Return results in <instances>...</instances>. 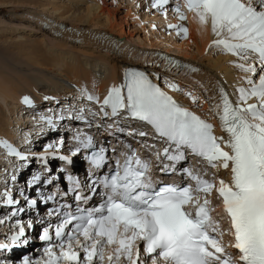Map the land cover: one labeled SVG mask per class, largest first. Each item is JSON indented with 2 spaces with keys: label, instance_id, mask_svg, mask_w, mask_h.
<instances>
[{
  "label": "snow or ice",
  "instance_id": "6c2138e0",
  "mask_svg": "<svg viewBox=\"0 0 264 264\" xmlns=\"http://www.w3.org/2000/svg\"><path fill=\"white\" fill-rule=\"evenodd\" d=\"M167 4L169 0H153L152 7L163 9ZM184 7L201 25L211 23L216 37L212 46L236 56L241 62L235 66L246 74L247 87L237 89V101L233 103L221 88V102L214 106L227 138L217 137L211 123L182 108L141 72L126 73L125 84L113 86L102 107H110L113 115L127 110L133 118L152 125L169 147L175 146L172 151L164 149L165 159L175 164L185 158L183 149H189L211 168L229 171L230 180L219 179L217 186L215 180L186 170L194 188L156 181L149 162L128 155L123 163L116 162L109 175L92 181L93 190L97 184L103 186V203L92 208L77 206L75 213L66 212L60 223L44 228L40 239L49 246L43 257L35 261L25 257L23 264H121L122 260L145 264L142 251L151 264H264V0H184ZM173 11L181 21L187 19L181 5ZM170 27L187 38L183 24ZM82 94L99 102L87 89ZM24 103L31 105L32 101L26 97ZM81 144L94 148L90 137ZM3 146L21 160L27 159L11 145ZM104 153L101 148L87 159L100 169L106 163ZM156 158L160 159L159 152ZM161 171L176 169L164 164ZM69 180L79 186L71 176ZM213 191L222 198L229 217V234L235 242L228 246L237 250L236 255L226 251L221 240L224 232L212 217L214 209L209 208L207 196ZM5 195L9 205L16 203ZM76 199L87 203L88 197ZM24 235L20 225L9 239L16 245ZM7 247L0 244V248Z\"/></svg>",
  "mask_w": 264,
  "mask_h": 264
},
{
  "label": "bare ground",
  "instance_id": "6f19581e",
  "mask_svg": "<svg viewBox=\"0 0 264 264\" xmlns=\"http://www.w3.org/2000/svg\"><path fill=\"white\" fill-rule=\"evenodd\" d=\"M129 2L133 5V8H135V5H141L143 3V1L141 0H138L137 2L134 0H129ZM103 3L104 2L102 0H0L1 10L5 11L9 7L11 8H14L15 6L19 7L16 10H19V12L17 13L21 14L20 15L21 17L20 16L11 17V14H15L16 12L8 13L6 15L4 14V15L6 18L8 17L10 20L21 22L23 24L22 27L24 26L23 29H28V30L30 29L31 32L38 33L43 36H50L49 32H51V35L53 36H55V34H59V35L62 34L64 36L66 35L65 37L67 39L71 38L72 39L71 41H76V42H71L67 40V42L70 45L71 44L75 45V46L73 45L71 46L73 48V51L81 50L82 56L86 58V61L87 60H89V62H91L90 60L95 61L94 63L90 64L93 67L92 69L102 68L104 70H107L109 67L110 69L112 68L111 69L112 73L108 78L102 77V76H96L95 71L93 72V70H91L90 72H88L87 68H83L82 65H78L79 67H73L72 69L62 71L60 73L61 74L60 77H62L60 81H62V83H59V78H58V79H55L56 82H52L51 84L52 89H54V92L57 94L58 97L61 96L62 94H68L70 96H73L72 94L73 91L71 87L63 84L65 83V81L63 80L65 79L66 82L68 81L70 82V84L73 82V80H76L79 82V84H74V87L78 88L81 94H82V89H87L88 93H90L94 97L99 98L98 103H100L107 95V92H109L113 86L120 87L119 85L123 83L125 70L128 68H132V65L135 64L133 61L129 60L130 58L129 59L127 58L128 51L126 52L122 50L123 48L125 49L126 47L125 43H129V42L133 43L131 38L124 32L123 26L120 27L115 24L116 21H112L113 20L112 15L110 13L107 14V9L104 7ZM81 4H84V5L81 7ZM154 12H157L156 9L153 10V13ZM4 15H2L0 12V18ZM186 16H187V19H189L188 23L190 26L188 28L189 36H190L189 39L186 40L181 45L178 42L174 41L175 39L174 35L172 36V38H169L168 40H166L167 38L164 39L165 40L164 41L165 44H163L164 46L167 47V45L171 44V48L167 49L166 51H174V52L176 51L177 54L180 55L181 59L178 58L179 60L172 57L173 59L172 61L174 62L173 65H175V63H178V64L183 63V64L190 66L191 68L197 69L196 74L201 76L199 82H202V85L203 83L204 85H206L208 82L207 87L209 88L208 91L211 93V97H213V92L215 90H216L217 96H219L220 89L225 88V89H228L232 93L233 100L236 102L238 99V95H239L237 92V89L239 87H247V84L245 82L246 74L245 73L241 74V72L239 71L240 69L235 66L237 63H239L238 61L239 59L234 58L232 56H227V55L224 56L223 54H220L221 52L215 49H214L215 51L211 53L210 48L213 47L212 46L213 42L216 39V37L214 36L211 30V23L209 22L207 26H203L198 22L194 13H189ZM144 19L149 20V17L144 15ZM162 20H158V17L156 18L154 17L152 21L160 23V21ZM178 20L181 21L179 17H178ZM165 21H168V17H166ZM170 21L172 23L174 22V24L177 23L176 22L177 20L174 19V17L170 18ZM67 29L71 30L69 31L70 32L69 35L65 34V32H67ZM82 34H84V36L79 38V36ZM89 34L92 35L91 39L89 37ZM76 35L78 36L77 39L75 38ZM18 36H20L19 40H22L23 42V41H26V38L29 35L27 32H23V34H19ZM31 36H34V35H31ZM86 38L89 39V41L91 40L92 42H88ZM170 39L173 42L169 41ZM65 42L66 41H62L58 43L57 48L65 49V47L63 46L66 44ZM84 43H86V45L82 47L76 46L77 44L83 45ZM159 43L161 44V42ZM141 45L146 46L145 44H141ZM161 46L159 44H156L153 46L155 48L152 47V49L159 50L162 48ZM40 48L36 50L35 49L30 50L29 53H26L27 55L25 56H28V55L35 56L36 64H41L40 66L41 68H45L46 70L50 72H51L50 68L61 67V66L65 67L67 63L66 57H65L66 51H62L64 52V54L59 52L60 54H57V56L55 57H47L45 56L47 51L44 49H40ZM69 51L71 52L72 50H69ZM83 51H88L87 53H89V55ZM92 51H95V54ZM153 52L154 51H150V52L141 51L139 53H136L135 58L139 61H140V58L147 59L149 55L154 54ZM70 56L71 57H68V60H70L71 62H74L75 60L73 59V55H70ZM159 56L163 57L164 55L159 53ZM94 57L96 58L94 59ZM163 61L166 63H173L171 61L169 62L167 59H163ZM154 63L161 64L162 62L161 60L155 59ZM86 64H88V62H86ZM152 65L154 64L152 63ZM149 66L151 67V69L157 70V72H159L158 74H154L158 78H160V76L161 77L163 76L162 74H160L162 72L161 68H156L151 65ZM209 83L211 86H209ZM29 89L32 91L33 88L29 87ZM45 92L46 91H43L42 93L38 92V93H35V95H33V93L31 94V93L25 92L24 89L22 91L21 87L13 88V86H8L7 82L4 79L3 85L2 87H0V101H1L0 103V136L2 135V137L4 136V137H9V138L17 137L22 141H27L28 139L25 137L28 133L32 134L31 131L33 128H35V124L33 123V120H31V117L33 115H30L33 109L28 110V111L24 109L25 108L24 99L27 97L32 101V98L37 100L41 96L43 97L46 96V94L50 95V93H45ZM54 92H52L51 94H55ZM86 101H90V100L87 99ZM250 102L255 103V100H252ZM61 104L63 103L61 102ZM85 104H86L85 108L90 107L87 102L84 103V105ZM10 106L12 108H10ZM190 106H192V104H190ZM35 107L36 106H34L33 108ZM71 108L73 109V107ZM78 108L79 107L77 106L74 109H78ZM194 108L198 110L201 114H203V116L211 119L212 122H215V120L212 118V115H209L204 111L206 110L205 109L206 107L203 110L198 109L196 107ZM15 113H18V116L16 115L17 117H14ZM93 113L94 115L92 116V113L90 114V112L85 110L84 115H86V118L91 122L92 125L93 124L104 125L106 121L100 117L101 115L99 113L96 114V112H93ZM26 114H29L30 118ZM81 115H82V112H80V114L78 115L73 116L74 125L77 122V119L75 118ZM12 119H14L12 122H15V124L11 122ZM122 119L123 118L121 117V118L115 119V121H110L109 129L108 127H105L108 129V132L104 133L101 137L97 134L93 136V138L95 139L98 145L95 142L94 144L98 149L103 148L104 150H107L111 148L112 146L109 144H106L107 143L106 141H110L111 144L117 143V141L114 139V136L116 134L115 130H117L118 127H120L122 124H125L127 126V122H123ZM131 124H134V123L131 122ZM77 127H80V125H78ZM64 128L65 126H61L56 133H53L51 130H48V129L45 130V132L51 135H58L56 137H53V139L56 142L57 140H59L60 142H57V143H61L60 134L61 132L64 131ZM128 128L130 129L129 131L134 130L133 128H130V127ZM74 129L75 128H73L71 132L67 133L64 140L66 139L67 141H69V139L75 137L74 134L76 133L75 131L73 132ZM79 129L80 128H77V130ZM23 130H27V131L24 132ZM80 131L79 133L82 134ZM99 131L103 132V128H101ZM130 134L133 136L134 139H137L136 135H133L132 133ZM106 136L107 138H105ZM79 139H81L80 135H79ZM103 139L105 140L104 143H103ZM51 142L53 141L49 139L48 143L47 142L42 143L43 147H48V148L42 149L44 150V153H46L47 151H50L52 153H57V154L60 153L64 157H67L68 158L67 160L69 161L58 162L57 165L53 167L51 164H49L48 167L42 168L41 170L44 171L47 168H51V171H52L51 176H53L54 174L59 176L60 174L63 178H64V175L61 171L62 169L66 170L67 173L75 177L80 178L81 176H83L82 186H84V184L87 183L86 178L88 176V171L86 167L85 169L84 168L82 170L80 169L79 162H77L76 159L81 161V158L77 157L76 155H73V152H75V144L70 143V145L65 147L67 149H71V151H67V153H61L59 152V150L56 151V148H54V150L52 151L50 150L49 146L52 144ZM152 142L157 143V141H152ZM132 144L135 146L136 143L134 142ZM45 149H48V150L46 151ZM42 150H38L37 152L42 151ZM30 152L31 151H29V153ZM0 154H1L0 168L3 167V173L1 172V169H0V179H2L3 181L9 180V174L14 172L13 171L14 168L12 167V164H10V160L7 159L6 156L1 151H0ZM28 159H29L28 162L27 161L26 162L29 164H32V166L33 164L35 165V163L38 161L37 158H33V157H30ZM19 165L22 166L24 165V163H21ZM4 171H6L7 173ZM80 172H81V175H80ZM47 177L48 176H45V178ZM58 186L61 189H64V181L60 182ZM40 191L42 192L43 195H45L46 190L44 188H40ZM47 191L52 194L55 193V190L53 187L51 188L49 187ZM63 192L65 191L63 190ZM1 218H3V216H1ZM40 230H39V233H40ZM10 234H13V233L11 232ZM0 236H2V231H0ZM35 244H40L38 238H37V243ZM121 264H125V263L121 262Z\"/></svg>",
  "mask_w": 264,
  "mask_h": 264
},
{
  "label": "rangeland",
  "instance_id": "374dc122",
  "mask_svg": "<svg viewBox=\"0 0 264 264\" xmlns=\"http://www.w3.org/2000/svg\"><path fill=\"white\" fill-rule=\"evenodd\" d=\"M102 1L104 2L103 3L104 7L107 9V14L110 13L112 15V18H113L112 21H116L115 24L120 26V27L123 26L124 32L131 38V40L133 42V43H130V42L125 43L126 47H125V49L124 48L122 49L126 52L128 51L127 52V58L128 59L130 58L129 59L130 61H133L135 63V61H137V59H135V55H136V53H139L141 51H147V52L154 51L153 53L158 52L160 54H167L168 56H171V58L172 57L176 58V59L180 58V55H178L176 51H175L176 53L174 51H166L167 49L171 48V44L167 45V47L163 45V44H165L164 39L167 38L166 40H168L169 38H172L173 35L175 36L174 41L178 42L180 45L183 44L190 37L189 36V29H188L190 27L189 23H188L189 19H186L184 21L178 20V16L173 11L174 8H172L175 4L173 1H171L170 4H167L163 9H159V10L157 8H153L152 5L148 4L146 0H141V1H143V3L141 5H135L136 9L133 8V5L129 2V0H125V1L124 0H102ZM134 1L137 2L138 0H134ZM83 5L84 4H81V7ZM17 8H19V7H17V6H15L14 8L9 7L5 11L0 9V12L2 15H4V14L6 15L8 13L16 12L15 14H11V17L12 16H14V17L20 16L21 14L17 13V12H19V10H16ZM155 9L157 12L153 13V10H155ZM165 12L166 13L168 12L167 15H165ZM189 13H191V12H188V13L185 12L186 15ZM5 15L0 18V87H2L4 79H5V81L7 82V85L13 86V88L21 87L22 91L24 89L25 92H28L31 94L33 93V95H35V93H38V92L42 93L43 91H46L45 93H50V95L46 94V96H52V98H56L58 101H61L63 104H68L70 102L69 103V106H70L69 110H72L71 107L75 108L78 106L79 108L77 110L80 111V110H82V108L86 107V104L84 105V103H86V102L90 106V107H88L89 109L93 108L92 105L94 103L97 104L98 102L96 100L86 101L87 100L86 96H83L80 93V90L78 88L74 87V84H79L78 81L73 80V82L70 84V82H68V81L66 82L65 79L63 80V81H65V83H63V84L71 87V89L73 91L72 92L73 96H70L68 94H62L61 96L58 97L57 94L54 92V89H52L51 84H52V82H56L55 79H58V78H59V83H62V81H60V79L62 78V77H60L61 76L60 73L62 71H65V70L72 69L73 67H79L78 65H82L83 68H87L88 72H90L91 70H93V72L95 71L96 74L95 73L94 74L96 76H102V77H106V78H108L111 75V73H112L111 69L112 68L110 69V67H109L107 70H104L102 68L101 69H92L93 67L90 64L94 63L95 61L94 60H90L91 62H89V60L86 61V58H84L82 56L81 50L73 51V48L71 47L73 44L70 45L67 42V40H69V41L72 40L70 37H68L70 39H67L65 37L66 35L64 36L62 34H60V35L55 34V36H53V35H51V32H49L50 36H43L41 34L31 32L30 29L29 30L23 29L24 26L22 27L23 24L21 22L10 20L8 17L6 18ZM144 15L148 16L150 21L144 19ZM154 17L155 18L158 17V20H162V19L163 20L160 21V23L159 22H153L152 20ZM166 17H168V21H170V18L174 17V19L177 20L176 21L177 23L174 24V22L172 23L171 21L170 22L165 21ZM172 24L173 25L183 24V26L188 29L187 38H185L183 33L178 34V30L176 28L170 27V25H172ZM69 31H71V30L67 29V32H65V34L69 35L70 34ZM23 32H27L29 35L26 38V41H23L25 43H23L22 40H19L20 36H18L19 34H23ZM31 35H34V36H31ZM83 36H84V34L80 35L79 38H81ZM77 37L78 36L76 35L75 38L77 39ZM89 37L91 39L92 35L89 34ZM62 41H66L65 42L66 44L64 43L65 45H63L65 47V49L57 48L58 43H60ZM87 41L92 42L91 40L89 41V39H87ZM169 41H171V39ZM71 42H76V41H71ZM159 42H161V44ZM171 42H173V41H171ZM93 43H95V42H93ZM141 44H145L146 46H143ZM156 44H159L160 46L162 45L161 46L162 48L159 50L158 49L153 50L152 47ZM84 45H86V43H84L83 45L77 44L76 46L82 47ZM130 45L132 48L130 47ZM73 46H75V45H73ZM39 48L47 51L45 54V56H47V57H55V56H57V54H60L59 52L64 54V52H62V51H66L65 57H66L67 63L65 65V67L61 66V67L50 68L51 69V72H50V71L46 70L45 68H41L40 67L41 64H36V57L35 56H30V55L25 56V55H27L26 53H29L30 50H33V49L36 50ZM153 48H155V47H153ZM47 49H49V50H47ZM214 49L221 52L220 54H223L224 56L227 55V56L234 57L233 55L225 53L222 50L217 49L216 47H214V48L211 47L210 52L213 53L215 51ZM69 50H72V51L70 52ZM83 52H85L86 54L89 55V53H87L88 51H83ZM89 52H91V51H89ZM92 52L95 54V51H92ZM72 53H74V54H72ZM70 55H73V59L75 60L74 62H71L70 60H68V57H71ZM132 56H133V58H132ZM95 58L96 57H94V59ZM234 58H236V57H234ZM238 61H239V63L241 62L240 60H238ZM86 62H88V64H86ZM239 71L241 72V74L244 73L241 70H239ZM181 73H183V74H181ZM184 73H185V70H183V71L181 70L180 74L178 72L176 76L172 77L173 81L177 82V80H174L175 78H177L181 82V84L183 86L187 87V89L190 91L189 93L195 99L196 105H200L201 107H203V103H202L203 96H205L206 93L211 94L209 91L205 92V89L208 88L207 87L208 82L206 85H204V84L202 85V82H199L201 76L196 74L195 71L191 70V71L186 72L185 74ZM162 75H163L162 78H167V76H169V75L166 76L164 74H162ZM254 78H256V77H254ZM28 86L33 88L32 91L29 89ZM203 86H206V88H204ZM198 89H201L200 92H198ZM52 92H54L56 94V96H55V94H51ZM46 96H44V97H46ZM44 97L41 96L37 100L32 98V102L36 106L35 108H32L33 110L28 109L26 107L24 108V109H26V111L32 110L33 113L32 112L30 113V115H33L31 117V120L35 116L34 111L38 107V104L41 101H45ZM210 98H212V97H210ZM66 102H68V103H66ZM0 103H1V101H0ZM43 107L46 108V110L49 113L55 112V109L53 108V106L48 107L47 104H44ZM205 107L206 106H204L203 109ZM10 108H12V107L10 106ZM63 108L65 109L66 107H63ZM196 108H198V107H196ZM57 111H60V109H57ZM78 114H80V113H77L75 115H78ZM90 114H91V112H90ZM16 115L18 116V113H15L14 117H17ZM26 115L30 118L29 114H26ZM93 115H94V113L92 112V116ZM14 119H12L11 122ZM12 123L15 124V122H12ZM75 125L78 126L80 124L76 122ZM71 127H72V129L75 128L71 125L69 127H66V130H68V129L71 130ZM77 128H79V127H77ZM34 130H36V129H34ZM64 130H65V128H64ZM75 130H77V129L75 128L73 130V132ZM80 130L81 129L77 130L78 133ZM77 131H75L76 134H78ZM80 132L83 133L82 130ZM31 133L32 134H29L30 145L27 147V149L29 151H31L30 154L36 153L38 150L48 148V147H43L42 143H45V142L48 143L49 139H51V141H53L52 144L49 146L51 151L54 150V148H56L58 146L57 142H60L59 140H57V142H56L53 139V137H56L58 135L47 134L45 131H42L41 134L40 133L37 134L33 130L31 131ZM3 138H5V140L8 142L10 141L9 139H12V140L13 139H19L17 137L16 138H14V137L9 138V137H4V136H3ZM105 138H107V136ZM64 141H65L64 142V148H65L67 146L68 141L66 139ZM106 142H107L106 144L110 143V141H106ZM18 145L20 146V144H18ZM67 151H71V149L65 148V150L63 149L61 152L67 153ZM39 152H41V151H39ZM48 152H50V151H47L46 153H48ZM0 156H1V154H0ZM28 160L29 159H27V162H28ZM76 161L79 162L78 159H76ZM10 162L15 165V163L12 160H10ZM22 163L25 164V162H22ZM0 169H1V172L3 173V167ZM6 171H4V172H6ZM80 175H81V172H80ZM18 177L21 178L23 181L25 179V174H20ZM20 186H17V184H16L13 186V189L20 190ZM43 228H45V227H43ZM34 241H35V243H37V238L34 239Z\"/></svg>",
  "mask_w": 264,
  "mask_h": 264
}]
</instances>
